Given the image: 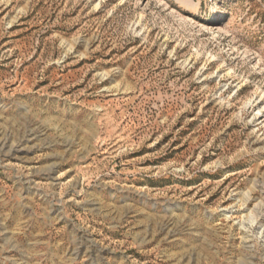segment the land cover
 Listing matches in <instances>:
<instances>
[{"label": "rangeland", "instance_id": "rangeland-1", "mask_svg": "<svg viewBox=\"0 0 264 264\" xmlns=\"http://www.w3.org/2000/svg\"><path fill=\"white\" fill-rule=\"evenodd\" d=\"M263 104L264 0H0V264H264Z\"/></svg>", "mask_w": 264, "mask_h": 264}, {"label": "bare ground", "instance_id": "bare-ground-1", "mask_svg": "<svg viewBox=\"0 0 264 264\" xmlns=\"http://www.w3.org/2000/svg\"><path fill=\"white\" fill-rule=\"evenodd\" d=\"M261 99H262V97L260 98V101H261ZM263 103V102H262ZM264 105V104H263ZM263 108H264V106L263 107H261V108H259L258 110H257V112L258 113H260L262 110H263ZM262 109V110H261Z\"/></svg>", "mask_w": 264, "mask_h": 264}]
</instances>
